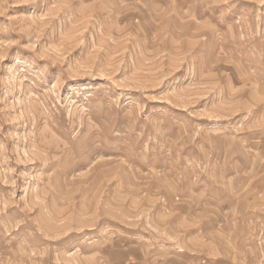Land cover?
I'll use <instances>...</instances> for the list:
<instances>
[{"label": "rangeland", "instance_id": "obj_1", "mask_svg": "<svg viewBox=\"0 0 264 264\" xmlns=\"http://www.w3.org/2000/svg\"><path fill=\"white\" fill-rule=\"evenodd\" d=\"M0 264H264V0H0Z\"/></svg>", "mask_w": 264, "mask_h": 264}]
</instances>
